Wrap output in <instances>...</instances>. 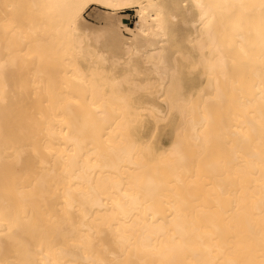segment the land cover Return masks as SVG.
Masks as SVG:
<instances>
[{"label": "bare ground", "instance_id": "6f19581e", "mask_svg": "<svg viewBox=\"0 0 264 264\" xmlns=\"http://www.w3.org/2000/svg\"><path fill=\"white\" fill-rule=\"evenodd\" d=\"M0 264H264V0H0Z\"/></svg>", "mask_w": 264, "mask_h": 264}, {"label": "rangeland", "instance_id": "374dc122", "mask_svg": "<svg viewBox=\"0 0 264 264\" xmlns=\"http://www.w3.org/2000/svg\"><path fill=\"white\" fill-rule=\"evenodd\" d=\"M101 10V9H100ZM95 13V14H94ZM94 15H97L99 13H103V12H94ZM93 15V16H94ZM92 15L89 16V14L86 15V18L88 19V21H90L91 23L95 24V17H93ZM121 17L123 19V21L128 24V30L126 31L129 34H134L135 33V26H136V16H135V12L134 11H125L123 13H121Z\"/></svg>", "mask_w": 264, "mask_h": 264}]
</instances>
